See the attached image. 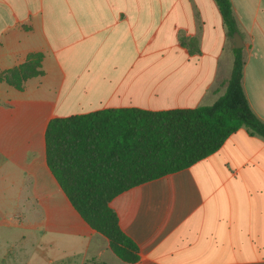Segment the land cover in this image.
<instances>
[{"label":"crops","instance_id":"crops-1","mask_svg":"<svg viewBox=\"0 0 264 264\" xmlns=\"http://www.w3.org/2000/svg\"><path fill=\"white\" fill-rule=\"evenodd\" d=\"M231 1L244 90L264 121V0ZM234 49L216 0H0V75L44 54L22 89L0 79V264H264V137L245 127L113 198L135 262L82 217L47 159L55 117L213 104Z\"/></svg>","mask_w":264,"mask_h":264},{"label":"trees","instance_id":"trees-1","mask_svg":"<svg viewBox=\"0 0 264 264\" xmlns=\"http://www.w3.org/2000/svg\"><path fill=\"white\" fill-rule=\"evenodd\" d=\"M229 34L237 31L231 0H216ZM197 40H183L192 47ZM235 61L226 92L213 104L195 108L149 110L106 108L51 119L46 131L50 168L82 217L104 234L112 250L126 262L140 257L138 244L121 228L111 206L115 196L142 182L191 166L221 148L245 127L264 137V121L252 109L243 86V48ZM42 52L0 79L22 89L42 75Z\"/></svg>","mask_w":264,"mask_h":264},{"label":"water","instance_id":"water-1","mask_svg":"<svg viewBox=\"0 0 264 264\" xmlns=\"http://www.w3.org/2000/svg\"><path fill=\"white\" fill-rule=\"evenodd\" d=\"M234 41H235V48H243L245 45V42L240 34V32L237 30L234 32Z\"/></svg>","mask_w":264,"mask_h":264}]
</instances>
